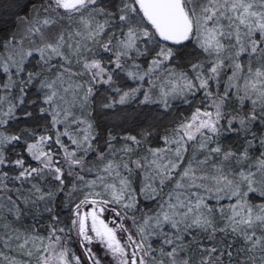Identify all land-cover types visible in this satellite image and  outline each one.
<instances>
[{
	"label": "snow or ice",
	"instance_id": "snow-or-ice-1",
	"mask_svg": "<svg viewBox=\"0 0 264 264\" xmlns=\"http://www.w3.org/2000/svg\"><path fill=\"white\" fill-rule=\"evenodd\" d=\"M24 24L22 31L0 36V69L9 81L0 87L18 91L16 103H10L6 111L0 105V126L20 115L32 117L31 111L18 114L17 109L25 104L28 87L41 76L26 69L29 58L38 54L37 63L52 74L40 79L42 103L47 107H40L39 112L50 116L53 126L64 125L54 142L64 151L69 176L76 167L93 172L86 156L97 151L93 147L97 137L91 113L85 116L84 109L94 85L111 86L115 71H126L140 80L155 74L151 86L157 98L151 89L121 92L114 88L119 99L103 103L104 109L125 105L137 94L143 96L140 104H158L165 112L172 107L170 101L190 104L189 98L200 92L209 101L162 137L165 147L148 148L146 155L135 160L131 154L158 127L157 115L137 114L134 119L141 131L124 137L119 157L112 143L117 137L110 134L108 151L97 152L95 178L85 185L90 190L75 204L68 229L75 230L90 264H102L89 247L93 242L115 264H192L187 255L192 248L204 253L200 264H225V259L227 264H264V136L252 130L254 123H264V0H113L111 5L101 0H42L40 9ZM105 54L111 70L102 63ZM140 58H145L146 71L142 75L127 71V60L139 69L135 61ZM84 75L90 77L87 86L77 79ZM233 101L243 115L236 110L225 113ZM113 115L121 118L120 112ZM226 131L243 133L244 143L236 148L225 146L220 138ZM28 135L34 133L26 128L14 135L0 133V166L14 163L19 169L15 179L21 183L51 175L58 182L57 192H63L65 172L53 167V153L43 147L53 137L41 135L38 142L27 143L24 137ZM62 136L82 154L70 151ZM21 141L41 167H27L23 159H6V146ZM7 175L0 173V191L7 188L3 183ZM75 176L84 180L79 173ZM137 178L139 189L134 186ZM31 190L36 194L33 200L7 197L12 205L8 211L15 209L14 219H20L23 211L18 200L38 204L54 199L53 192L36 183ZM141 198L155 205L140 217L142 223L136 218V212L142 211ZM85 205H91V210L82 212ZM45 211L53 209L45 207ZM106 211L114 214L112 227L101 219ZM126 220L132 222L139 239L125 226ZM58 222L53 215L46 237L34 231L21 239L14 229L0 238L6 247L13 239L20 249L31 244L37 264H81L74 253L69 259L70 250L60 235L65 229L56 227ZM118 231L127 234L124 243Z\"/></svg>",
	"mask_w": 264,
	"mask_h": 264
},
{
	"label": "trees",
	"instance_id": "trees-1",
	"mask_svg": "<svg viewBox=\"0 0 264 264\" xmlns=\"http://www.w3.org/2000/svg\"><path fill=\"white\" fill-rule=\"evenodd\" d=\"M42 0H0V36H10L12 33L20 32L23 30L26 18L33 15L34 10H39ZM113 0H101V3L111 5ZM38 54L29 58V61L26 63L27 71L31 72H40L41 76L34 80L33 83L27 89V95L25 97V104L17 109V113L21 114L24 110L31 111L32 117L29 119H24L22 115L18 119L11 120L7 125L0 126V133L4 135H14L19 134L22 129H27L28 132L34 133V135H28L24 137V141L27 143H34L39 141L41 135L52 136L53 141H49L45 144L46 151H51L53 153V160L55 165L53 167L59 166L65 172V185L63 192H57L58 182H56L51 175H48L46 180H37L33 179L31 182L17 181L15 177L19 173V169L14 165V163H7L3 166H0V173H7V179L3 181L7 185V188H4L0 191V237H5V233L13 234V230H18V234L21 235L23 239L24 234H33L35 231L36 234L46 237L49 232V225L52 223V216H57L59 222L56 224L58 228H64L65 232L60 233V235L66 241V246L70 250L69 259H71V254L74 253L76 256L81 258V264H90L87 257L84 255L85 249L81 246V242L77 237L75 230L68 231L71 228V220L74 218V206L76 203H79L83 198L86 192L90 189L85 185L87 182L95 178V168L98 164L97 161V152L104 151L107 152V141L109 136L114 135L117 137L113 141V145L117 150V157L123 155L119 150L125 146L124 137L128 135H138L141 131L140 124L134 119L137 114L140 113H149L157 115L158 117V127L154 128L152 135L149 136L139 147L135 149V152L131 154V159L135 160L137 156H143L147 154L148 148H163L165 147L162 137L169 135L174 127L179 123L191 117L192 113L197 107L207 106L209 101L204 99L203 92L197 93L195 97H190L192 101L190 104H184L179 101H170L172 107L165 112V110L158 104H149L143 105L139 101L143 99V96L137 94L135 99L130 100L125 105H116L115 109H104L102 107L103 103L109 102L112 98L119 99V94L114 91V88H120L121 92L130 91L131 89L140 88L141 92L152 90L153 98H157V90L152 89L151 82L155 81V74L150 76H144L143 80L133 79L126 74V71H115L113 75L112 85L108 84H95L94 93L90 99L89 104L84 109V115L91 113V121L94 125V132L96 134V140L93 142V147L97 151H91L87 154L86 160L87 165L93 168V172H88L87 170L81 172L79 167L72 169L74 175H67L69 171V165L64 159V151L60 149L58 145L55 144L54 139L57 135V130L63 131L64 125L58 124L53 126L51 124V117L48 115H41L39 112L40 107H47L43 105V92L40 90L39 83L40 79L49 77L52 74L44 71V67L37 63ZM56 61L54 60L53 63ZM140 64V68L133 67V61L127 60L126 69L127 71L138 72L141 75L146 71L147 64L145 58H140L135 61ZM102 63L111 70L112 65L108 63V56L105 54L102 59ZM74 70H79L74 68ZM26 75V74H25ZM89 75H84L78 77L80 83H84L86 86L89 82ZM106 78V77H105ZM7 74L3 73L0 69V85L8 83ZM158 82V81H156ZM18 91L12 89L11 92H8L0 87V98H3L0 105L2 109L6 111L10 103H16V96ZM250 104L248 108H250ZM212 110V109H209ZM233 110L239 111L241 115L244 114L243 111H240V106L235 102H231L225 109V113H233ZM77 114H80V110L77 109ZM114 112H120L121 118L117 119L113 115ZM126 116L127 119L123 117ZM226 123V121H222ZM238 123L236 127H238ZM81 127H84L83 125ZM252 130L257 136H264V123L256 122L252 125ZM62 141L68 147L70 151L76 150L77 156H80L82 153L76 148V145H73L67 137H61ZM222 142L227 147L236 148L242 143H244L243 133L237 134L235 132H225L221 138ZM251 139V136H249ZM24 141L20 143L12 144L6 146L4 155L6 159L10 162H14L17 159H23L25 166L27 167H41L40 164L32 160L29 152L27 151L26 144ZM131 144V142H127ZM135 147V146H134ZM264 150V149H261ZM127 159V157H125ZM47 173V170H45ZM79 173L84 177V180L76 179L75 174ZM36 183L39 187L43 188L45 191L53 192L54 199L52 201H41L38 204L32 203H21L19 200L17 203H20V207L23 210L20 215V219H14L15 209L10 213L8 209L12 207L9 203L7 197L11 196L13 200H17L18 196L23 198L33 200L35 199L36 194L31 190V184ZM75 185V188L73 187ZM137 189L140 187L139 178L136 180L134 185ZM99 190V189H95ZM71 193V195H69ZM91 199V197H90ZM45 207H52L53 212L48 213L45 211ZM140 209L142 211L136 212V218L140 221V217L148 212L149 209H154L155 205L152 201L141 198L140 200ZM150 214V213H149ZM114 214L109 211L108 216ZM142 223V221H140ZM3 225H9L5 228ZM35 226V229H34ZM125 226L128 227L134 235V238L139 239V236L136 235V229L132 226L130 220L125 221ZM121 239H126L127 234L119 232ZM154 246L155 238H150ZM196 239H201L200 236H197ZM19 242L13 239L9 242V246H5V239L0 238V252L4 255L0 256V264H36V253L35 249L31 244L26 246L24 249L17 247ZM47 243V241H45ZM90 247V246H89ZM29 250L33 251L32 256H28L27 252ZM93 252H96L98 257L101 256L102 250L96 251L92 249ZM100 251V252H99ZM187 255L192 258V264H200L201 258L204 253H201L198 249L192 248L187 252ZM5 257L7 259H5ZM74 264V261H73ZM225 264L227 261L225 259Z\"/></svg>",
	"mask_w": 264,
	"mask_h": 264
},
{
	"label": "rangeland",
	"instance_id": "rangeland-1",
	"mask_svg": "<svg viewBox=\"0 0 264 264\" xmlns=\"http://www.w3.org/2000/svg\"><path fill=\"white\" fill-rule=\"evenodd\" d=\"M44 147V149H45V145L43 146ZM46 150V149H45ZM30 154V153H29ZM30 156H31V154H30ZM31 158H32V156H31ZM32 160H34L36 163H38V164H40L39 163V161H37V160H35V159H33L32 158ZM54 161V160H53ZM55 165V162H54V164H53V166ZM91 208H92V206L91 205H85L83 208H82V212H88V211H90L91 210ZM108 212L109 211H106V212H104L103 214H102V216H101V219H104L107 223H109V227H112L113 225H112V223H111V221L114 219V217H113V215H111V216H108ZM88 224H89V226H90V224H91V219L89 218V220H88ZM117 237H118V239H120L121 240V242L122 243H124L125 241H126V239H121L122 237H120V235H119V231L117 232ZM127 238V237H126ZM92 249H98V250H102V254H101V256H100V258H101V261H102V264H115V261L112 259V257L110 256V255H107L106 253H105V251H104V249H103V247L99 244V243H96V242H93V244H91V245H89ZM98 250H96V251H98ZM99 251V252H100ZM96 253V252H95ZM36 264H37V262H36Z\"/></svg>",
	"mask_w": 264,
	"mask_h": 264
}]
</instances>
